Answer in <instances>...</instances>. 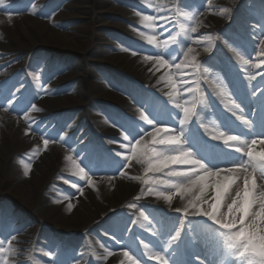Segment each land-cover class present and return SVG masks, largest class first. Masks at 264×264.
Returning a JSON list of instances; mask_svg holds the SVG:
<instances>
[{
	"label": "rangeland",
	"instance_id": "1",
	"mask_svg": "<svg viewBox=\"0 0 264 264\" xmlns=\"http://www.w3.org/2000/svg\"><path fill=\"white\" fill-rule=\"evenodd\" d=\"M160 1L168 4L170 0ZM219 1L232 6L241 0ZM250 1H256L260 6L258 11L251 10L254 16L258 18L255 26L259 27L258 24H261L264 27V0ZM126 2L127 6L122 4V0H7L6 5L0 6V13L7 16L6 24L14 29L16 36H23L19 29L24 30L27 27L31 31L44 33L45 43H47V45L35 49L26 46L23 50L19 48V44L14 41L13 37L0 26V41L3 43L0 44V110L10 112L12 116L24 114L23 121L26 129L41 137L35 146L17 149L14 145H17V141L22 137L21 133L18 135L17 140L13 139L7 130V125L0 121V140L7 150H12V153L19 150L13 153L16 158L12 160L14 167H10L11 176L9 177L5 173L8 169V163L3 164L0 153V179H2L1 187H4L0 190V264H31L30 259L28 260L26 257L28 252L26 244L27 239H32L34 236H36V239L38 238V248L48 250L47 255L50 260L46 264H88L84 259H80L78 248L73 247L82 242L80 230L66 229L67 226L80 225V218L84 216L86 208L80 204V201L70 203L69 198L60 203L58 207L49 205L50 203L45 199L52 197L53 194L55 195L56 190L66 193L74 189L72 185L78 182L80 175L71 171L73 161H75V167L79 165L77 168H81L83 173L93 180L104 174H107L108 177L115 176L128 166V163L120 157L113 156L109 161H106L105 156L109 155V151L102 152L100 150L104 141L100 143V146L98 138L96 140L91 137V141H87V131L90 130L91 126L87 117L89 111L80 113V102L86 97L83 89L84 84L80 80V73L86 68V63L94 66L93 68L95 66L104 69L115 67L116 49L123 47L126 52L137 53L138 59L141 61V64H139L141 68L150 69L152 62L159 58L156 51L152 50L151 47L155 42L161 48L165 46L162 45L163 39L151 36L144 26L151 18L149 13L151 0H126ZM64 6L68 7L65 9ZM71 7L74 9H69ZM198 10L195 9L194 12H198ZM170 11H172V6ZM230 12L231 9H228L226 17L220 16L217 20L208 23L210 31L207 34L200 30V36L204 35L209 40V44L195 55V60L189 65L191 78H193L191 83L197 81L196 71H199L201 63L216 60L221 65L220 58H218L221 53V44L217 45L219 43L218 39L220 37L227 39L236 35L234 31H229V27L227 28L228 25L233 24ZM9 13H13L10 21L8 19ZM27 13H31L39 19V24L36 27L29 26L23 20L22 16ZM169 15L172 22V13L170 12ZM171 22L169 25H172ZM157 25L159 27V21H157ZM164 28L160 25L161 30ZM236 29L238 36L239 33L244 34L240 27ZM170 32L171 36L167 37L166 35L164 39L169 40V45H172L175 40L172 27ZM64 33H67V36H64ZM96 33L98 35L95 36ZM261 36L264 38V32ZM39 39H42V37H39ZM106 43H109L110 46L105 47ZM32 50H35V52L30 59L31 61L27 60L29 67L23 69V63L25 62L23 55ZM254 53L263 55L262 57L259 56L261 59L259 69H261L264 78V53L257 49H254ZM37 64H43V69L42 66L37 67ZM192 64H195V67H192ZM95 70L97 69L95 68ZM61 75L63 78L57 81L58 76ZM98 77L100 79L98 78V81L94 82L95 89L92 91L93 96L96 98L102 95L103 85L109 86L108 84L111 82L110 75H107V80L99 74ZM197 87V84L192 86L188 107L191 110V115L184 124L175 128L173 126L169 127L171 123L156 125L158 128L165 129L168 127L171 134H177L182 130L180 145L167 147L166 145L155 144L152 148L154 147L157 152L174 155V150L183 147L191 152V149L185 146V135L190 130L189 123L194 113L193 91ZM41 89L46 92L39 95ZM111 89L113 90V87ZM55 96L62 98L71 96L73 100L69 101L71 105L66 103L56 105L50 100L51 97ZM125 97L127 96L125 95ZM140 99L142 100V97ZM150 99L151 96L147 94L142 102L146 104L145 100ZM31 100L32 104L35 105V110L28 109L26 106ZM75 107H77L76 110L72 109ZM181 115V121L185 120L184 113ZM149 119L153 120L151 117ZM139 128L142 130H138ZM145 130V127L139 125H133L131 128L126 126L122 131L124 133L122 139L115 140L120 145H127L133 140L137 143L145 136ZM162 134L164 135V133ZM126 135L128 136L127 140L124 139ZM59 148H64L68 152L58 157ZM99 152H102L104 156ZM29 154H32L30 160H40V165L38 163L40 167H37L34 172L32 171L30 176L27 175V168H25L24 163V157L30 158ZM43 156H47L49 161H41ZM68 156L72 157L71 161L67 159ZM49 162H51V165ZM176 162L178 165L183 164L182 159L181 162ZM258 163L264 164L261 161ZM53 168L60 169L59 176L64 180L63 184L54 183L55 181L52 180L51 172ZM47 170L51 176L47 174ZM159 172L149 171L147 161L143 162L142 170L138 174L140 176V186L135 195L124 202V204H130L133 209H138V212L132 213L133 220L129 219L126 230L119 228L117 225L118 222L123 223V217L119 215L115 217L117 223L113 225L111 231L120 234L122 237L117 242L126 239L130 246L135 249L130 233L138 232L140 238L142 252H136L137 257L134 258L127 248H121L128 255V260L124 264H127L132 258H134V261L130 264H155L150 261L155 257L157 241L164 238L171 240L179 232V236H176V239L173 240L178 242L184 233L179 223L168 224L167 226L159 225L164 223L165 217L153 213V204L160 198V195H158L159 190L153 187ZM18 175L20 178L27 177L28 180L31 178L28 188H35L39 191L38 201L29 192L24 191L21 193L20 190H9L14 188L13 185L16 184ZM41 176L44 178V188H39L37 185L40 183L38 181H42ZM147 178L151 179V183L146 182ZM147 185L150 192L144 194L143 189ZM70 194L72 193L70 192ZM140 195H144L147 199V203L144 205L139 203L138 198ZM85 198L87 203H91L90 196L86 195ZM39 201L43 202L39 203ZM37 203L38 205H36ZM69 205H74L77 211L72 213V208H69ZM185 205L189 210L198 211L199 207V211H201L200 215L197 216L200 218H197L195 222L199 221L197 224H201L202 229L192 235L193 237H189L192 245L193 243L194 245L199 243L202 237L211 240L219 238L222 240L223 248L225 245L226 248H230L229 255L228 253L223 254L219 259L214 258V261L208 259L210 264H219L224 260H228L227 258L233 257L238 264H264V212L257 208H247L246 202L235 205L232 201H223L222 198L217 200L199 197L193 202H185ZM119 206L121 207V205ZM164 213L169 217L166 211ZM111 217L107 214L104 216L100 214L96 218V223L91 224V227L95 228L103 225L110 227L108 221ZM195 222L192 223L195 224ZM86 229L84 228L85 231ZM140 229L146 234L145 236ZM95 230L98 235L99 233L100 235L107 233L103 231L104 229L100 230L98 228ZM151 234L157 240L152 242L149 238ZM104 237L105 239L109 238L105 235ZM219 239L218 241H220ZM30 241L32 240L28 242ZM35 242L34 240V244H37ZM49 243L56 245L55 254H57V258L55 259L52 258L53 250L49 249ZM136 246L138 248L137 243ZM34 247L35 245L33 249ZM34 250V252L37 251V246ZM71 254L73 257H70Z\"/></svg>",
	"mask_w": 264,
	"mask_h": 264
},
{
	"label": "bare ground",
	"instance_id": "2",
	"mask_svg": "<svg viewBox=\"0 0 264 264\" xmlns=\"http://www.w3.org/2000/svg\"><path fill=\"white\" fill-rule=\"evenodd\" d=\"M171 6L172 16L174 15V17H176L177 14L176 20L181 24L182 37L180 46L169 45V40L164 39L166 35L167 37L171 36L170 31L171 27H173V18L171 22L169 15ZM195 9H199L198 12H194ZM228 9H231L230 17L234 20V25H228L227 28L229 27V31L232 32L231 29L235 26H241L240 28L245 33L244 38L247 39V42L244 43V39L237 35L230 36L227 39L218 35L220 38L218 39L219 43H217V45L221 44V54L227 57L229 64L224 66L222 59H220L221 65L217 64L214 60L201 63V71L199 73L200 82L198 83V89H196L199 105L194 122L196 125L195 129L205 140L213 142L211 153L206 154L209 159L208 167L210 170L216 172L219 167V169L222 170L221 175L225 172L222 177L215 178L216 183L214 185L211 184V181L214 179L213 177L204 178L205 181L209 182L210 195H208V197H202V199H210L211 195H214V193L224 192L226 187H230L231 191V189L237 185L239 191L234 192V198L227 199L226 197L222 200L232 201L235 205L246 202L247 208H257L264 212V167H262V164H257V159L260 160V158H264V144L252 138L255 132H264V124H257L259 120V116L257 115L259 110L258 104L261 98H264L262 95L264 82L259 70L260 58L252 53V48H260L261 45H264V38H262L259 31L255 28L257 18H255L253 12H251V10L258 11V4L250 0H243L232 6L225 5V3L219 0H170L168 4L160 0H151L149 12L151 18L148 19L144 26L151 36L163 39L162 45H165L161 48L159 44L155 42L151 47L152 50L156 51L159 57L152 62L151 68H141L139 65L141 61H139L137 53L126 52V49L123 47L119 48L114 63L115 67L111 70L113 77L112 81L115 83L113 84V90L110 88L112 84L103 87V90L101 89L102 95H100L99 98L94 97L92 94V91L95 89L94 82L98 81V74L100 76L102 74V77H104L107 70L100 66H95L97 69L95 70V68H93L94 66L86 63V68L80 73V80H82L84 84L83 89L86 94L85 99L80 102V113L89 111L87 117L90 118V124H92L91 129L87 131V139L89 140L91 137L96 139L102 138L107 147L106 149L109 150L110 153L109 156H106V160H110L113 156L117 158L120 157L124 162L128 163V166L116 176L108 177V175H102L93 180L87 177L83 171L81 172V168H77L79 165L75 167V161H73L71 171L79 174L80 178L76 184L72 185L74 186V189L70 191L72 194H70V192L65 193L56 190L55 195L53 194L52 197L45 199L48 200L47 202L50 203L49 205L58 207L60 203L69 198L70 203L72 201H80V204L86 208L84 216L80 218V225L77 224L66 227V229L71 228L74 231L80 230V239H82V242L73 247L76 246L78 248V251H80V259H84L86 263L124 264L128 256L126 252H124L125 250L121 248H127L131 253L135 254L134 249L130 248V244L127 240L124 239V241L117 242L119 239H122V237L120 234L113 233L111 230L113 225L117 223L115 220L116 215L123 217V223L120 224L118 222L117 225L119 228L126 230L128 228L129 219L133 220L132 213L135 214L138 212V209H133L130 204H124V202L134 196L135 192L138 190L140 186V176L138 174H140L142 170L143 162L145 163L147 160L143 157H137L136 141L133 140L127 145H120L117 144L115 139H122V131L126 126L131 128L133 125H139L145 127L147 133H151L155 128H158L156 125L159 123L162 125L172 123L169 127L181 125L180 113L184 108L189 107L190 92L194 85V82L191 83L193 78H191L189 65L193 62V55L198 54L209 44V40H207L204 35L200 36L199 31L203 30L204 33L207 34L210 31L208 23L217 20L220 16L226 17V11H228ZM22 18L29 26L36 27L39 24V20L30 13L23 15ZM0 20L4 21L0 26L13 37L14 41L19 44V48L24 50L26 46H30V49H32L47 45V43H45L44 33L31 31L29 28L25 27L24 30L19 29L23 36H16L14 29L6 24V16L0 15ZM157 21L165 28L161 30L160 25L159 27L157 25ZM170 22L172 25H169ZM193 28L196 29L195 32L192 31ZM93 31L95 32V30ZM63 35L67 36V33ZM96 35L98 34L96 33L95 36ZM39 37H42L43 40L39 39ZM0 44L3 43L0 41ZM235 44L239 46H246L247 44L248 59H245L238 48L234 47ZM109 46L110 44L106 43L105 47ZM189 48L194 49V53H189ZM186 53L187 56L185 55ZM23 58L25 60L30 59L28 55H23ZM177 65H180V67L178 68ZM38 66L40 67L41 65L37 64V67ZM230 69H236L239 73L241 78L239 82L231 78L229 75ZM126 85L128 86L126 87ZM130 87L132 88L129 89ZM227 89L235 93V95L240 90H246L249 99H243L241 106L235 105L232 103V97L227 93ZM141 90L162 97L165 110L162 109L159 101L158 104H155L154 108L140 102L136 94L139 91L141 92ZM40 92L39 95H42L46 91L41 89ZM125 94L129 95L130 98L127 99ZM50 100L56 105L65 103L70 104L69 101L73 100V97L67 96L62 98L60 96H55L51 97ZM27 107L28 109H34L35 105L29 102V104L27 103ZM72 109L76 110L77 107ZM101 111L103 116L101 115ZM142 111L144 115L149 114L154 116L152 124H148L140 119ZM224 112L233 116L231 127L236 128V126H238V128H240L242 126L243 130L246 129L247 134H251V138L244 137L240 138L238 141L239 138L235 137V139L229 141L227 145L224 144L223 139L213 140L212 136L219 133H224L225 137L232 135L228 126L227 129L222 125L221 130L220 127L218 128L216 119L218 116H222ZM28 114L30 113L28 112ZM170 117L171 119L169 120ZM0 121L7 125V130L10 132L13 139L17 140L18 135L21 133L22 137L17 141V145H14L17 149L26 146H35V144H37L40 137L26 129L22 116H12L10 112L0 110ZM165 129L168 130V127ZM138 130L142 129L139 128ZM160 135L163 134L160 133ZM254 140L257 141V143L252 145L251 142ZM90 141L91 140L88 142ZM140 141L148 148H152L153 146L149 135H145ZM191 142L193 141L190 140V143ZM197 142L200 143V140ZM166 146L170 147L173 145ZM249 147L252 148L254 154L249 149V156H247L246 152ZM237 148L240 149L239 152L236 151ZM58 150V157L68 152V150L66 151L64 148H59ZM17 151L19 150L13 151V153ZM102 151L106 152V150ZM181 151L188 150L184 147L174 150V155H178ZM0 153L3 158V164L5 165L8 163V169H6L5 173L6 175L8 174L9 177L11 176L10 167H14L12 160L16 158V155L12 153V150H7L1 140ZM100 153L102 154V152H99V154ZM102 155L104 156V154ZM254 155H257V158H254ZM29 157L30 158L24 157V163L26 165L25 168H27V175L30 176L32 171L34 172L37 167H40L38 166V163L40 165V160H30L32 154H29ZM25 159H27V161H25ZM181 159L184 162L185 160L196 158L180 156L177 161L181 162ZM42 160L49 161L47 156H43V158H41V161ZM49 163L51 165V162ZM81 163L82 161L80 165ZM242 165L247 168L250 175L246 177L243 176L244 170ZM196 168L197 166L193 164L183 163L178 165L177 162L175 164H169L168 167L157 174L155 183H153V187L159 190V193H163L165 196L169 194L172 195L171 201L164 199V196L160 195V198L153 204V213L160 216L166 211L169 217L164 219V225L167 226L168 224L179 223L180 226H185L189 237H193L192 235H195L196 232L202 229L201 224H197L199 221L195 222L197 218H200L197 216L200 215L201 211H199V207L198 211L189 210L185 202H193L199 197L196 192L189 193L185 197L178 195L173 185H185L188 183L189 178L176 176L173 175V173L189 171ZM228 169L238 174L241 173V179H237L234 175L227 173L226 171ZM59 171L60 169L53 168L51 178L55 181L54 183L63 184L64 180L59 176ZM202 172L203 170L197 172L196 175H205ZM47 174H50L48 170ZM41 178L42 181H38L40 183L37 185L39 188H44V178L42 176ZM29 179L30 180H28L27 177L20 178L18 175L16 179L17 182L13 185L14 188H10L9 190H20L21 193L24 191L29 192V194L38 201L39 191L35 188H28V185H30L29 183H31V178ZM146 182L151 183V179L147 178ZM1 186L2 179H0V190L4 188ZM147 192H150L148 185L143 189L144 194ZM86 195L90 196L91 203H87L85 200ZM138 199L141 205L147 203V199L144 195H140ZM43 201H39V203ZM122 204L124 205L122 206ZM36 205H38V203ZM119 205H121V207ZM71 208L72 213L77 211L74 205ZM176 209H181V211H177ZM100 214L102 216L105 214L112 216L108 221L110 227H106V225L95 228L91 227V224L96 223V218ZM192 222H195V224ZM84 228H87L86 231ZM98 228H100V230L104 229L103 231L107 232L104 233V235L109 236V238L105 239L104 235H100V233L98 235L95 230ZM35 237L36 236H34V238ZM29 240H31V238L27 239L26 244V250L28 251L26 253L27 259H30L29 261L32 260L35 264H46L50 260L47 255L48 250L46 248L39 249L37 243V251L32 253L34 242H28ZM157 244L155 259L158 260V256H164L168 264H180L182 261L183 249H187L189 259L195 255L203 254L206 258L214 260V258H221L223 254L225 255L226 253L225 249L222 247L221 241L206 240L203 238L195 245L190 244L189 241L183 243L181 251H179L178 244L173 240H160ZM55 246V244L49 243V249L53 250L52 258L54 259L57 258ZM70 257H73L72 254ZM132 261L134 260H130L127 264H130ZM196 264H198V262ZM200 264L205 263L201 262Z\"/></svg>",
	"mask_w": 264,
	"mask_h": 264
},
{
	"label": "snow or ice",
	"instance_id": "3",
	"mask_svg": "<svg viewBox=\"0 0 264 264\" xmlns=\"http://www.w3.org/2000/svg\"><path fill=\"white\" fill-rule=\"evenodd\" d=\"M12 15L13 13L8 14L9 21L12 19ZM192 31L195 32L196 29L193 28ZM188 52L194 53V49L189 48ZM185 55L187 56V53ZM192 59L193 61L195 60V55H193ZM160 65H163V64H160ZM191 66L195 67V64H192ZM177 67L179 68L180 65H177ZM184 115H185V120H182L180 122L181 124H184L185 121L190 118L191 110L189 108H184ZM140 119L145 121L148 124H152V120H150L148 116L144 115L143 113H141ZM160 133H164V135H160ZM145 135H149L151 137L153 145L154 144L180 145L181 138H182V130L177 134H171L169 133L167 129L155 128V130L151 133L145 132ZM235 137H238V136L229 135L225 137L224 133H219L217 135H213L212 139L213 140L223 139L224 144L227 145L228 142L233 141ZM124 139L127 140L128 136L126 135ZM239 140H240V137L238 141ZM251 143L252 145H255L257 141L254 140ZM262 143H264V141H262ZM135 146L137 148V152H136L137 157L146 158L147 163L149 165V171L159 172L163 168L168 167L169 162H171V164H175L180 156H185V157L192 156V153L188 151H181L178 153V155H165L162 152H157L154 147L148 148L146 145H143L141 141H137ZM249 149L253 152L252 148L249 147L246 152L247 156H249ZM236 151L239 152L240 149L237 148ZM249 158H252V157H249ZM67 159L71 161L72 157L68 156ZM183 163L196 165L197 168L193 170H189V171L173 173V175H176V176H184V177L189 178L188 183L185 185H173V187L176 188L177 190V194L180 195L181 197H185L189 193H193V192H196L198 197H208V195H210L209 182L205 181L204 178L213 177L214 179L211 181V184L214 185L216 183L215 178L222 177L225 174L224 172V174L221 175L222 170L219 169V167L217 168L216 172H212L205 163H202L200 160H197V159H188V160H185ZM262 167H264V165H262ZM242 168L244 170L243 171L244 177L250 175V173H248L247 168L244 165H242ZM201 170H203L202 173H204L205 175H196V173L200 172ZM80 171L82 172L83 170L81 169ZM226 172L231 175H234L237 179H241V173L238 174V173L232 172L231 169H228ZM237 191H239V187L237 185H235V187L232 188L231 191H230V187H226L224 192L222 193L216 192L214 193V195H211V198L219 200L220 198L225 199L227 197V199H231V198H234L233 194L234 192H237ZM158 195L164 196V199L168 201L172 200L171 194L165 196L163 193H158ZM71 207L72 206L69 205V208ZM176 210L181 211V209H176ZM176 236H179V232H177ZM176 236L173 237V240L176 239ZM157 259L160 261V264H168V261L165 259L164 256H158Z\"/></svg>",
	"mask_w": 264,
	"mask_h": 264
},
{
	"label": "clouds",
	"instance_id": "4",
	"mask_svg": "<svg viewBox=\"0 0 264 264\" xmlns=\"http://www.w3.org/2000/svg\"><path fill=\"white\" fill-rule=\"evenodd\" d=\"M7 4V0H0V6H4ZM0 15H3V13H0ZM4 23L3 20H0V24Z\"/></svg>",
	"mask_w": 264,
	"mask_h": 264
}]
</instances>
